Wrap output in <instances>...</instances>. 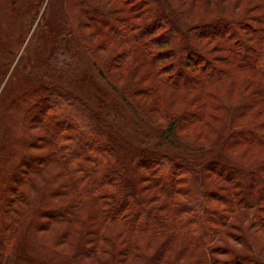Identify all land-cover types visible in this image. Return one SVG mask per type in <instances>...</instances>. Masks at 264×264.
Returning <instances> with one entry per match:
<instances>
[{"label": "trees", "instance_id": "16d2710c", "mask_svg": "<svg viewBox=\"0 0 264 264\" xmlns=\"http://www.w3.org/2000/svg\"><path fill=\"white\" fill-rule=\"evenodd\" d=\"M55 1L57 3L58 0H0V25L4 20L14 28L17 39L12 42L16 41V46L21 45L19 39L25 41L26 35L35 26L33 35H43L45 45L49 47L47 53L38 54L40 69H33V73L30 70L35 65L31 60L33 52L26 47L22 58L15 62L13 74L6 81L14 84L15 79L20 77V84L24 80L36 82L34 90L37 89L38 93L28 96V102L22 104L13 119L14 125L7 129L8 144L4 146L2 161L8 157L10 165L0 174V199L11 201V204L28 199L19 186L35 185L36 176L33 178L31 174L43 172L44 167L52 162L61 168L65 180L58 186L47 188L43 201L46 203L50 195L62 192L64 187L75 195L72 203L51 209L53 219L71 223L78 218L80 209L88 205L94 215L91 226L96 229H90L91 234L98 235L100 239L104 227L120 223L128 230L125 236L128 241H124L127 247L122 249L127 255L133 250L131 243L136 234L164 232L172 236V240L175 236H181L192 250L201 251L198 262L190 264H264V257L258 252L242 253L229 249L230 258L221 259L218 256L220 253L226 254L222 252L224 245L218 242L245 209L248 210L246 213L250 216L251 226L264 223V165L255 167L241 163L226 152L232 140H235V145L241 141L262 145L264 139V134L255 123L237 127L235 121L238 113L246 109L247 101L253 94L259 93L264 100V15L257 16L259 25L252 24L246 18H221L200 27V24L180 19L171 0H136L141 4L137 13L148 5L146 17L144 20L132 17L124 22V17L116 21L106 10L96 6L95 0H62L64 3L60 12H53ZM82 13L94 18L92 27L98 35L103 36L98 46L109 51L106 64L109 69L90 54V47L84 38L73 36L81 35L77 27ZM204 27L208 29L205 35L209 36L198 31ZM38 29L41 31L36 33ZM238 29H249L252 35L246 38ZM160 30L165 32L160 33ZM209 30L215 34L212 35ZM199 34L200 37L214 38L213 41L223 45L227 53L223 60L228 66L246 69L251 74L246 75L239 85L238 102L231 99L234 83L229 84L226 95L217 93L221 97L217 102L222 107L216 110L225 111L223 128L220 134L215 133L218 137L213 143L208 142L210 146L194 144L199 148L190 150L194 153L190 154L182 149L183 146L188 147L185 144L193 143L186 142L180 130L201 119V116L191 108L181 115L175 114L167 97V87L179 85L181 78L202 86L215 78L216 74L224 73V69L202 57L193 39ZM0 35L10 36L2 31ZM171 37L178 40L179 45L172 44ZM4 41H0V48L5 50L0 51L9 55L10 50L6 48H11L12 43L6 38ZM137 60L144 67H151L154 81L141 87L132 81L130 85L133 90H129L133 95L141 91L140 94L156 103V106L155 103L152 105L159 112L157 122L161 124L138 112L128 92L118 84L120 80L125 82L126 71L134 68ZM12 63L10 57L9 61L6 57L0 58V78L5 76ZM113 68L119 72L116 79L108 74ZM183 68L190 69L191 74L183 71ZM148 79L150 77L146 75L143 80ZM84 81L93 85L102 100H107L105 95L108 94L118 107L116 113L129 118L133 116L136 125L147 132L144 134L146 136L143 135L146 143L149 138H155L159 146L166 142L175 146L174 152L132 150L130 156L127 155L129 162L133 151L138 153L136 160L151 174L158 196L164 198L163 203L158 206L150 204L142 196L143 189L138 187L139 176L131 179L126 174L123 155L109 134L114 130L116 121L104 112L101 103L84 94ZM3 104L4 101L0 109ZM219 116V113H215L216 120ZM198 127L197 133L205 138L206 123H199ZM212 128L217 129L215 126ZM14 132L19 134L15 137ZM31 142L44 143L50 149L29 155L25 150ZM198 153L202 155L201 159L194 156ZM22 166L27 168L24 173L19 172ZM208 171L220 176L223 190L208 180ZM250 187L249 196H245V188L249 190ZM9 192L14 193L11 200H8ZM44 208L43 202L38 212ZM162 211L166 214L162 215ZM16 221V224L7 225L3 221V232L8 227L12 230L8 237L5 235L6 253L11 252L19 239L22 220ZM99 239H96L94 246H87L84 239L78 255L89 257L100 251L102 243ZM245 243L248 247V241ZM168 245L169 240L152 254L149 264H160Z\"/></svg>", "mask_w": 264, "mask_h": 264}, {"label": "rangeland", "instance_id": "374dc122", "mask_svg": "<svg viewBox=\"0 0 264 264\" xmlns=\"http://www.w3.org/2000/svg\"><path fill=\"white\" fill-rule=\"evenodd\" d=\"M95 1L97 3L96 6L102 7L116 21H119L121 16L124 17V22L132 17L137 20H144L147 15L145 11L148 9V5L145 6L144 10L141 8L142 11L137 13L136 10L140 8L141 4L140 2L136 3V0ZM63 3L64 1L62 2V0H58L57 3L55 1V5L53 4V9L51 11L54 12V10H57V12H60ZM171 3L179 13L180 19L196 23V25L200 24V27L205 26L206 23L208 25V22H214L221 18H246V20L252 22V24L259 25L256 21L257 16L260 17V15H264V0H171ZM94 24V18H90L87 13H82L79 26L77 27V30L81 35L73 36L80 37L79 39H81V37L84 38L85 43L90 47V54H92V56L94 55V57L98 59V62L106 67L109 59V51L98 46V43L102 41L103 36L96 33V30L92 27ZM0 26L4 27H0V31L10 34L9 38L8 35H0V41L5 43L4 40L6 38L9 43H12L10 44L11 48H6L7 50H10L9 55H7L8 52H2L5 49L0 48V50H2L0 51V58L6 57L9 61L10 57V60H13L9 71L7 70L5 76L2 75L0 78V105L4 101V104L0 109L1 174L2 172L4 173L10 165V158H4L2 161L6 148L4 146L8 144L6 143L8 142L6 141L8 136L7 129L14 125L15 122L13 123V119L19 108L22 107V104L28 102V96L36 95V93H38L37 89L34 90L36 82L34 83L32 81L29 82L28 80H24V82L20 84V77L15 79L16 83L14 84L6 81L9 76L13 74L12 70L15 62H17L20 57L22 58V54L26 47H28L30 52H33L31 60L35 62V65L30 68V70L32 69V73L33 69H40L38 66V54L47 53L49 47L45 45L46 43L44 42L43 35H33L35 26L32 28L29 35H26L24 42L22 39H19L20 46H16V41L12 42V40L16 38L17 33L14 31L13 27H9L10 24L8 21L3 20V25ZM123 27L126 28L127 25L124 24ZM38 31H41V29H38L36 33H38ZM52 31L53 30H51V32ZM198 31L205 35L206 32H208V29L204 27ZM238 31H240L242 35H246V38L248 35H252L251 32L249 33V29H243L242 31L238 29ZM159 32L164 33L165 30H160ZM209 33L212 34V30H209ZM201 34L197 37L194 36L193 38L196 47L201 51L204 59L210 60L213 64L217 65L218 68L224 69V73L216 74L215 78L210 79L202 86L193 85L189 82L190 80L181 78V80H179V85L167 87V97L175 114L181 115L185 110L191 108L196 110L197 114L201 116V119L198 118V120L189 124L188 127L180 130L181 135L185 136L183 138H186V142L193 143H189L190 145L185 144L188 147L185 148L183 146L182 149V151H186L190 154H194L190 150L193 151L195 148H199L194 144H205L206 146H210L208 144L213 143L218 137L215 133L220 134L223 128L225 111L222 109L220 111L216 110V108L218 109L219 107H222L221 104L217 102L221 98L217 93L227 94L229 86L234 83L231 99L233 102L236 100L238 102L239 99L237 98L240 94L239 85L244 79H246V75L251 74V71L246 69L240 70L233 66H228L223 60V56L227 54L223 49V45L213 41L214 38L200 37ZM214 34L215 33L212 35ZM12 36L13 38H11ZM170 41L172 44L179 45L178 40L173 39L172 37ZM26 58L27 56L25 59ZM135 63L136 65L134 68L126 71L125 82L120 80L118 84L124 87L126 93L128 92V96L130 95L132 98L133 104L137 107L138 112L142 115H146L149 120L156 122V124H161L157 122L159 112L158 110L156 111V107L152 105L155 102L153 103L152 99L140 94L141 91H136L137 94L133 95L129 90H133V86L130 85L132 81L134 82V85L140 87L146 83L148 85L154 81L150 66L144 67L140 60H137ZM106 68L109 69V67ZM183 71H187L189 75L191 74L190 69L183 68ZM108 74L112 78L114 77L113 79L119 77L117 68H113L111 71L109 70ZM146 75L149 76L150 79L144 81L143 79ZM129 86L132 88H128ZM139 90H141V88ZM82 91L90 99L97 103H101L104 112L110 114L109 116L113 117L116 121L114 130H112V132L110 131L109 134L117 150L123 155L126 174H128L131 179L139 176L138 187L140 190L143 189L141 190L142 196L147 198L150 201V204L158 206L163 203L164 198L158 196L157 188L154 185L151 174H149V171L145 166H139L140 161L136 160L139 157L138 153L133 151L134 153L131 155L132 159L129 162L127 155L130 156L129 152L132 150H138V152L139 150H143L147 151V153L152 149L174 152L176 149L175 146L168 142L164 143L163 146H159V141L155 138H149L148 143H146L143 138V135L147 133L146 130L136 125L133 116H130V118H132L130 119L124 114L121 115L119 112L116 113L118 107H116V104H113L114 101L109 99L108 94V96L105 95L107 100H102L100 98L101 95L95 92L93 85L89 83L87 84L85 81ZM246 105V109L239 112L236 116V126H248L255 123L258 125L260 132L264 134V100L262 96L259 93L253 94L251 99L247 101ZM153 110H155V112ZM215 113L220 114L217 120L215 119ZM202 121L207 125L204 129L205 138L200 137L197 133V131H199V123L205 124ZM162 122L165 123V121ZM214 126L217 127L216 131L212 128ZM16 131L18 130L16 129ZM32 131L36 133L35 129H32ZM18 132H14L13 136L18 135ZM241 142L240 144L235 145V140L230 141L226 152L231 154L232 157L241 163L255 167H262L264 165V139L262 140V145ZM141 143H145L146 145L142 146L140 145ZM48 148L50 149V146H46L44 143L31 142L30 147L24 150L27 154L32 155L33 153L39 154ZM194 156L198 159L202 158L200 153ZM24 171H27V168L22 166L19 169V172L24 173ZM61 171L62 170L59 166L54 165V163L51 162L44 167L43 172L39 174H31L33 178L36 176L34 178L35 185L31 183V187L30 184L22 185L21 187L19 186V188L23 189L22 193L23 191L26 193L24 194L28 199L21 200V202L15 201L14 204H11V201L8 202L7 200L0 199V264H149L151 263L150 258L152 254H154L160 246L168 240L169 245L166 247L167 253L160 264H190L193 261L198 262V258L202 255L200 250H192L187 246L184 238L181 236H175L172 240L173 237L164 232H156L157 234L152 233L153 235L147 233L136 234L131 243L133 250L127 255L122 249L127 247V243L124 241H128L125 237L126 234H128V230L124 228L121 223L120 225H110L104 227L101 233L102 237L99 239L98 235L91 234V231L96 229L91 226L94 222L92 221L94 215L92 209L88 205L80 209L78 218L71 223L60 222L53 219L54 217L51 215V209L61 205L70 204L75 197L74 192H71V190L69 191V189L64 187L62 192L50 195V197L46 199V203L43 201L45 193L48 190L47 188L51 189L52 186H58L61 184L60 182L62 180H65V175L62 174ZM208 175V180L217 185L218 188L222 189V180L220 176L210 171H208ZM12 186L17 187V185L14 184H12ZM248 191H251V187L249 190L248 188H245V196H249ZM16 192L18 193V190ZM13 195V192H9L8 200H11ZM43 202L46 208L42 209V212H38L39 206H41ZM246 212H248L247 209L234 219V222L228 227L226 235L220 240V242H218V244L222 246L224 245L222 252H226V254H218L221 259L230 258L231 251L229 249H232L233 252L236 251L242 253L258 252L264 257V223H257L254 226H251V220L249 219L250 216H248ZM161 213L162 215L166 214V212L163 211ZM17 219H19V222L22 220L20 222L22 227L19 239L17 240L16 245H13L11 252L6 253L4 250L5 235L8 237L12 230L11 227H8V229L3 232L1 229L3 221H5L6 225L13 223L16 224ZM84 239L87 246L96 245L95 241L96 239H99V242L102 243L100 251L89 257L79 256L78 253ZM245 241H248V247H246Z\"/></svg>", "mask_w": 264, "mask_h": 264}]
</instances>
